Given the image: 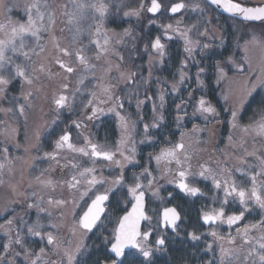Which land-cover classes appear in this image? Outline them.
Here are the masks:
<instances>
[{"label": "snow or ice", "instance_id": "obj_1", "mask_svg": "<svg viewBox=\"0 0 264 264\" xmlns=\"http://www.w3.org/2000/svg\"><path fill=\"white\" fill-rule=\"evenodd\" d=\"M210 5H215L217 9H222L224 13L229 14L233 20L240 19L242 22H259L260 35L252 34L249 40H245L242 46V50L245 55L242 57V61L247 62L248 67L252 68V61L248 55L250 46L260 49V63L258 65L259 74L255 76V79H251L245 75L239 82L240 86L235 92L229 87V94L224 95V99L227 101L232 99L233 110L231 112L232 127H238L237 117L240 110L248 102L249 98L253 96V93L258 89H264V0L260 3L250 4L246 0H208ZM65 9L64 15L67 18V24L71 27L69 31L72 33V44L78 45L72 51L68 47H61L57 38L52 33V26L55 24V13L50 11V5L48 0H28L23 5L24 19L13 20L10 13L13 11L12 7L5 5L4 0H0V11L4 14V19L0 20V33H3V38H0V98L5 97L8 92L9 86L13 83V80L19 78L21 83L20 97L24 103L18 104L16 111L20 116H23L25 122H27V116L25 115L26 109H31L33 105V98L36 93L42 90L41 87H35L36 82L39 80L37 72L45 73L50 81L58 83L59 87L54 91L52 95V103L55 105V109L59 112L60 109L67 108L72 109V103L75 100L76 93L80 91L77 87L69 95V83L68 76L76 72V68L71 66L68 62L61 58L74 57L78 64L83 67V71H93L96 65L90 63V58L84 54V47L80 45V38L85 31L90 36L89 43L96 49L95 59L100 60L105 58L107 67L104 69L105 75L110 73L113 68L119 71L120 65L113 64L111 60L107 59L110 53L114 52L113 37H116V43L121 42V36H131V29L126 28L123 33H116L115 30H110L105 26V22L110 14V5L105 0H71V9L68 5H62ZM191 9L198 11L202 15L207 11L201 3H185L184 0L179 2L165 4L162 0H150V5L145 6L143 0L139 4L138 8H133L123 13L124 16H135L139 18L142 12H147L152 15L169 13L172 15L181 14L182 10ZM206 22L210 24L211 18L206 17ZM86 20H90L91 23L88 28L82 27ZM157 23L156 20H149V24ZM162 29L161 35H156L149 44L144 45L145 52L149 48L155 53V57L149 55V78H151V64L153 59L158 63H163L165 56L167 55V45L162 42L163 39L168 41L178 38L183 41V50L188 57L195 60L194 53L197 49L203 51L210 47L208 44H201L200 40L193 39L192 33L197 29V24H184L183 19H177L174 23L160 24ZM208 28L205 27L203 32L199 35L207 36ZM44 34H47L56 50L58 55L53 57L54 63L63 70L64 75L61 76L59 72L51 71L50 67H47L44 63H41L38 68L33 67L31 71L21 63H15L13 59L8 55L9 51L13 54L19 53L25 60H31L29 51H25L27 47L26 39L34 38L36 46L39 47L40 52H44L45 48L40 44V41L44 39ZM223 37H221V46L223 45ZM240 45H238L239 47ZM30 51L39 55L35 48ZM115 55L122 61L123 56L118 52ZM181 66L178 69L179 79L177 82L171 83L170 87L173 92H179V85L183 84L186 79H190L187 72L184 69L188 66L189 61L187 59L182 60ZM199 64V61H196ZM224 64L233 65L238 71H244V63L237 62L233 56H228L224 61L217 60L215 62V68L217 72L216 82L220 83L221 80L229 81L228 73L225 70ZM206 71L201 67L196 72V79L200 85L204 84V81L200 79L201 75ZM256 71V69H252ZM8 72V75L4 73ZM94 76V71H93ZM120 79L132 81L136 76L134 72H120ZM86 77L81 74L78 77V83L83 84ZM102 79V78H101ZM25 86H28L25 88ZM100 88L103 99L97 95L96 92H91V99L87 104L90 107L91 114L86 118L92 121L94 118H98L99 115L105 114V108L100 105H108L112 101L110 107L107 108V112L114 113L118 118L119 126L121 128V137L117 142V145L113 149L104 144H98L93 140L85 136L82 146H78L72 142V135L70 132H65L55 141V150L52 152H45L44 156L51 160H57L61 150L78 154L82 158H87L91 162L89 167H81L78 163H72L71 167L74 169V174L70 179L63 181L68 189L72 191L73 196L68 199H52L49 198L47 203L55 207H68L70 205V213L73 217V225L71 232L73 236L79 234V239L75 242L62 240L59 235H54L53 232H42L45 227L41 223L39 215L37 220L28 224L21 217L20 222L27 228V234L35 237H40L46 244L52 246L53 253L57 256L56 260H48L46 249L41 247L38 252H33L31 248H28L24 242V238L21 236L20 231H16L15 239L12 238L13 231V219H8L6 224H0V229H3L8 234V242L4 244V255L10 254V250H13L14 245H19L23 250L24 259L27 264H84L83 257L90 251L89 246L86 243V239L89 233L94 230L101 233L103 236L102 242L109 246V256L104 260H95L94 264H153V256L157 250H166V239L164 235H157L156 239L152 241L150 238L159 232L166 230H172L177 232L182 220L181 211L178 210L180 205L174 206H158L157 208L148 209L146 202V193H151V196L161 202L163 205L165 197L160 196L161 185L160 180H166L169 184H175L177 188L188 196L204 195L201 188L195 186L190 182V179H194L196 176L202 177L206 180L210 179L215 189L223 191V198L220 201L219 207L209 208L207 211H202L201 219L207 225H227L230 229L232 226L235 228L236 235L233 236L231 232L227 236L219 234L213 229L209 235L215 240H219V264H234V262L243 261V264H264V216L257 222L244 223L240 226V222L245 219V213H250V205H254L259 208L261 212H264V154L257 155V149L253 147L252 151L247 148L244 149V155L237 157L239 166L237 167H219V170H213L206 164L199 165V172L193 173V165L191 163L192 153L195 151L191 148V143L187 146L185 144V137L198 134L202 131L197 125H193L191 132H181L179 142L172 143L167 142V146L161 147L156 154L149 153V160H154L156 168L159 170V176L153 175L150 168L144 167L139 173H133L131 176V183L127 182L125 178V168L127 165L136 161V147L135 141L132 139V132L135 130V121H131L127 116L122 115L117 109L123 108V102L119 97H114L112 94L111 84H100ZM18 99V97H13ZM151 100V97H146ZM188 99H193L192 93L188 94ZM159 108L164 109L165 106V89L163 86L159 88L158 94ZM145 101L138 100L137 108L140 107ZM186 103L185 100H181L180 104H177V112L184 111L182 105ZM264 104V101H262ZM194 111L192 113L195 116L200 113L207 120L209 115H218L216 108L213 104L207 100L204 96H200L193 105ZM156 102H152L153 111V123L151 125L145 123L143 125L145 140H151L148 136L149 127H159L156 121H163V112H157ZM0 112L12 113V108H0ZM186 114V113H185ZM259 118L253 120L252 123L242 127V132L245 136H250L253 141L264 140V107L258 109ZM142 119V117H141ZM177 121L183 119L182 116L177 115ZM55 121H53L54 123ZM0 123H3L0 121ZM73 124L80 128L82 124L73 121ZM7 132L8 130L5 129ZM16 129H11L12 136L14 138ZM36 139L39 140V130L35 133ZM229 141L232 142V137L229 136ZM144 141H141L143 143ZM197 143L199 141H196ZM245 141L241 139L240 146L243 147ZM129 144L131 147H129ZM19 147V145H17ZM31 147H36L32 145ZM264 148V145L261 146ZM25 152L29 151V148L24 149ZM4 158L0 160V176L3 175L5 169L9 173L14 171V167L17 161H21L24 164H28V160L23 157L10 158L8 156V149H3ZM246 157L254 158L257 163L250 164ZM31 159H35L32 157ZM102 159L105 162V166L112 170L113 167L117 170V175L114 177L98 176V171L104 169H98L96 167L97 160ZM217 165H221L222 162L217 160ZM175 165V167H173ZM67 167V165H64ZM47 171V170H45ZM233 171L241 173L247 177V181L250 187H244L237 183L233 178ZM23 173H21V176ZM44 173L40 176H36L35 182L41 185L43 188L55 189L57 184L52 179L42 178ZM146 181V183L144 182ZM3 179H0V185H3ZM107 185V187H105ZM32 184L29 183V188ZM9 194L11 199L8 200L9 204L17 203L16 196H25L26 193L18 191V185H8ZM103 189L102 191L100 189ZM119 193L115 200V207L123 212L122 215H114L113 202L110 197ZM91 194V195H90ZM32 197H37L36 192H31ZM169 197H172L171 192L168 193ZM87 197V199H85ZM232 201L238 202L241 210L238 212H226V207L230 203L229 198ZM174 198V197H173ZM38 199L43 201L44 197L39 196ZM216 197H213L215 201ZM83 201V204H81ZM37 208L39 212H47V209L40 208L38 204H28V208ZM5 207L4 211H7ZM151 211L153 215H149ZM51 216V213H47ZM64 213H61V217ZM107 224H112L113 227L110 230V235H103L104 231H107ZM54 230L58 229V225H50ZM255 233V234H254ZM178 234V233H177ZM191 240L199 241L200 235H197L195 231L189 233ZM240 238L241 244L236 246V239ZM228 245L227 247L225 245ZM213 244H207L206 250L211 251ZM4 255H0V262L4 261ZM20 255V253H16ZM7 264H14V262H7ZM205 264H216L214 259H209Z\"/></svg>", "mask_w": 264, "mask_h": 264}, {"label": "flooded vegetation", "instance_id": "obj_2", "mask_svg": "<svg viewBox=\"0 0 264 264\" xmlns=\"http://www.w3.org/2000/svg\"><path fill=\"white\" fill-rule=\"evenodd\" d=\"M140 1V0H139ZM205 1V0H204ZM150 5V0H147ZM174 2H179L174 1ZM172 2V3H174ZM186 2V1H184ZM206 2V1H205ZM250 4H257V2H252L250 0L246 1ZM207 3V2H206ZM260 3V2H259ZM208 4V3H207ZM63 5V4H62ZM60 5V15L59 21L60 23L65 21L66 16L64 15L65 9ZM148 5V6H149ZM209 5V4H208ZM147 7V6H146ZM214 9V8H213ZM215 10V9H214ZM184 11V10H183ZM182 11V12H183ZM212 11V10H211ZM217 11V10H216ZM218 12V11H217ZM212 14L214 12L212 11ZM144 15V16H143ZM179 14L170 15L169 13L163 14H156L152 15L145 11V13H141V16L136 19H128L126 20L124 17H120L121 21L119 22L117 17H110L108 16L107 23L105 22L106 27H114V29L119 30L121 23L130 21L134 27L131 29V33L133 29H136L137 37L135 38V43L129 42L127 39L125 41L124 38L121 39L120 43H116V39L113 40V47L114 52L110 53L107 59L111 60L113 64H119L120 68L119 71L115 68L105 75L104 69L107 67V63L105 58H101L100 60L95 59V47L88 42L90 40V36L83 33L80 38V45L86 46L84 47V54L90 58V63L96 65L94 71H88L87 74L83 71V67L78 64V61L74 57H65L61 56L66 62H68L71 66L76 68V72L68 76V83H69V95L72 91H74L77 87L81 88L82 84L78 83V77L83 74L86 79L84 83L88 84V90L85 95L80 98V91L76 93L75 100L72 103V109L68 110L67 108L60 109L59 112L56 111L55 105L52 103V95H47L45 98L46 107L40 109L42 112L39 114V109L37 110V114H39L41 119L47 121V125L42 129L41 133L39 134V140L36 139V147L32 150V155L37 157L33 168H30L31 175L40 176L43 172L44 175L48 174V178L56 179L57 180V187L55 192L57 193L55 199H60L64 194L65 196L69 195L70 199L73 196L71 190L68 189L66 184H63V181L70 179L71 175L74 174V169L71 167V163H78L81 167H89L91 166V162L87 158H82L78 154H74L68 152L66 150H61L60 155L57 157L56 160H51L48 157L44 156L45 152H52L55 150V141L59 139L61 135L65 132H70L72 135V142L78 146H82L84 143V137H90L93 142L98 144H104L113 149L117 145L121 137V128L119 126L118 118L115 116L114 113L107 112V108L111 106L112 101L108 105H100L101 107L105 108V114L99 115L98 118H94L92 121H89L86 117L91 114L90 107L87 106L82 108L83 102L81 99H85L87 102L91 99L90 93L96 92L98 96L102 99L103 94L98 87L100 84H111L114 87L112 88V94L114 97H119L120 100L123 102V108L117 109L121 112L122 115L127 116L131 121H135V130L132 132V139L136 142V161L132 164L127 165L125 168V178L127 182L131 183V176L133 173H139L143 170L144 167H148L152 170L153 175L159 176L160 172L156 168V164L154 160H149L148 154L153 153L156 154L159 152L161 147L167 146V142L170 140L172 143H176V138H179V135L176 138H171L173 134H175L174 129L176 128L174 120V115L172 112H169V108L166 109L167 113H163L164 120L163 121H156L159 124V127L153 128L149 127L148 136H150L151 140H145V133L143 129V125L145 123L151 125L153 123V111H152V102H156L157 104V112H161L159 108V70H158V62L153 59L151 64V78H149V55L155 57V53L151 48L148 49L147 52L144 50V45L149 44V42L154 39L156 35H161L162 29L159 27L160 24H166L173 22L177 18ZM219 16H216L217 22L216 25L210 22L211 27L217 29L218 33L216 38H212L215 41H212L211 38L208 36H201L200 42L201 44H208L210 45L209 48L204 49L201 51L197 49L194 53L195 60H192L190 57L186 55L183 50V41L174 38L171 41L163 39L167 47V56L171 63L175 66L180 63L182 57L186 58L189 63L188 66L185 68L188 76L190 79H186L184 82V88L179 90V92H173L170 90L168 92L169 98V107L176 106L180 104V99L185 100L186 103L184 106V115H186L189 119V122L184 124V131L191 132L193 125H197L204 131L200 132L199 138L200 139H189L188 141L185 139L186 146L191 143V148L194 149L192 153V160L191 163L193 165L192 171L193 173L199 172V165L206 164L208 167L212 168L213 170L218 171L219 167H237L239 166L238 161L235 164H232L230 158V154L228 151L229 146V136L232 137V141L235 137V132L241 135V129L243 126L248 125L253 122V120L258 119V109L264 107L262 101H264V89H258L257 92L253 93V96L249 98L248 102L245 103L244 107L240 110L237 117V125L238 127H232V117L231 112L233 110V101L230 97L229 100L224 99L225 94H229V87L233 89V92L238 90L240 84V80L245 76H249L251 79H255V76L259 74L258 65L260 63V56L254 57L251 52L248 55L252 61V68L248 67L247 62L242 61V57L245 53L242 51L241 45L246 40L244 35H248V32L241 31L239 25H243L242 28L245 26H252V27H260L259 22H242L241 20H233L230 16L224 15L218 12ZM191 17V16H190ZM189 17V18H190ZM212 17V16H211ZM149 20H156L157 23L149 24ZM188 21H192L191 18ZM107 24V25H106ZM204 24V23H203ZM209 23L205 22L206 26H203V30L205 27L210 28L207 26ZM238 26V27H237ZM68 25L59 26V44L61 47H68L70 51H72L78 45H73L68 35H64L66 32ZM244 30V28H243ZM241 32L244 34H241ZM145 35V36H144ZM146 37V38H145ZM221 37H223V45L221 46ZM66 38V40H65ZM137 40V41H136ZM66 41V44H65ZM238 45H240L238 47ZM118 52L121 56H123V60L121 61L115 53ZM254 54V53H253ZM58 55L55 51L51 57L52 66H50L51 71L59 72L61 76L64 75L63 70L59 68L58 65L54 63L53 57ZM228 56H233L237 62H243L245 67L244 71L240 72L237 68L233 65L224 64L222 66L225 67V70L228 73V77L230 78L229 81L221 80L220 83L216 82L217 72L215 68V62L217 60L224 61ZM185 60V59H184ZM196 61L200 63L197 64ZM205 68L206 71L201 75L200 79L204 81L203 85H200L196 79V72L199 68ZM252 69H256V71H252ZM134 72L136 76L132 81H125L120 79L119 73L120 72ZM174 72V69L172 70ZM166 79L169 81H178L179 75L171 74V71L168 74H165ZM102 78V79H101ZM83 83V84H84ZM55 84L59 87L58 83ZM47 86V85H46ZM192 93L193 99H188V94ZM200 96H204L207 100H209L213 106L216 108L218 115H209L208 119L205 120L204 116L200 113H197L198 117H194L192 115L194 108L193 105L195 104L196 100ZM146 97H151V100L146 99ZM143 100L145 101L143 104L137 108V101ZM84 102V103H85ZM165 110V109H164ZM171 110L173 111L174 108L172 107ZM17 112V111H16ZM186 113V114H185ZM14 114V113H13ZM19 115V113L17 112ZM16 115V114H14ZM20 116V115H19ZM21 117V116H20ZM142 117V119H141ZM193 117V118H192ZM37 120L38 116L32 114L31 117L27 118L29 131L26 129L25 133L19 134V140H16V144L21 146L22 142L27 140L31 136V130L37 127ZM9 121V120H8ZM53 121H55L53 123ZM73 121L82 124V127L77 128ZM10 122V121H9ZM26 122V123H27ZM26 125V124H25ZM24 125V126H25ZM21 129L19 128V131ZM64 131V132H63ZM207 132H211L212 134V141L213 143L209 145L210 150L205 152L206 149V142L209 139ZM245 135V134H244ZM169 136V137H168ZM168 137V138H164ZM188 136H186L187 138ZM237 137V136H236ZM250 143L253 147L257 149V155L264 154V148L261 146L264 145V140H256L255 142L250 136H247ZM196 142L195 145L194 141ZM141 141H144L141 143ZM14 147V146H13ZM9 147L8 153L11 151L18 152V147ZM129 147L131 145L129 144ZM253 147L250 151L253 150ZM199 148V149H198ZM239 152V150H238ZM1 156V152H0ZM248 163L256 164L257 161L254 158L246 157ZM219 160L222 162L221 165H217L216 161ZM234 161V160H233ZM67 165V167H64ZM96 167L98 169H104L102 172L98 171L97 175H103L104 177H114L117 175V170L113 167L112 170H109L105 166V162L100 159L97 160ZM175 167V165H173ZM47 170V171H45ZM233 178L237 181L238 184L244 187H250V184L247 181V177L242 175L241 173L233 171L232 173ZM190 182L193 183L195 186L201 188L204 195H197V196H188L181 192L175 184H167L165 192H171L173 194L172 197L167 196L165 204L160 205L156 202L151 201V197L149 193H146V200H147V208H157L158 206H174L180 205L178 210L181 211L182 220L180 222V227L177 229V232H173L172 230H166L164 232L155 233L150 239L154 241L157 235H164L166 239V250H157L154 253L152 259H154L158 255H164L169 248H172L176 245L179 238L181 237V225L182 223L186 224L185 234H187L188 238L191 240L189 233L195 231L197 235L201 236L199 241H193L196 246H202L201 251L203 252V256L207 255L206 245L213 244V249L211 250L214 254L212 258L216 257V253L219 252V240H215L209 233L215 229L219 234L227 236L229 232L233 236L236 235L235 228L237 226H232L230 229L227 225H214L209 226L203 222L201 219L202 211H207L209 208L212 207H219L220 201L223 198V191L222 189L217 190L215 189L212 181L210 179L206 180L202 177L196 176L194 179H190ZM59 184L61 187H59ZM107 187V185H105ZM60 188V190H59ZM52 189V191H54ZM103 190L102 188L100 189ZM91 195V194H90ZM119 193L110 197V200L113 202V212L114 215H122L123 212L115 207V200ZM49 196L44 197L46 199ZM174 197V198H173ZM213 197H216L215 201ZM53 198V197H51ZM87 199V197L85 198ZM230 203L226 207V212L230 214L231 212H238L241 210L240 205L238 202L232 201V198H229ZM83 204V202H82ZM251 212L245 213V219L240 222V226L244 223L249 222H257L259 221L262 216H264V212L254 205H250ZM150 211L148 212V214ZM12 215V212H8L6 216ZM150 215V214H149ZM0 218V220H4L6 218ZM0 221V222H1ZM112 224H108L107 229L112 228ZM96 230L92 233L88 234L89 239L94 236ZM108 230L107 233H109ZM178 233V234H177ZM255 234V233H254ZM101 237V236H97ZM39 238V237H38ZM36 239L38 244H36L37 248H41L45 244L40 243V238ZM28 240V239H27ZM101 240V239H100ZM37 243V242H36ZM241 244V240L239 237L236 239V246ZM228 246L227 244L225 245ZM35 247V246H34ZM36 248V249H37ZM109 246H107L108 251ZM109 253V251H108ZM209 255V254H208ZM147 264V262H145Z\"/></svg>", "mask_w": 264, "mask_h": 264}, {"label": "rangeland", "instance_id": "obj_3", "mask_svg": "<svg viewBox=\"0 0 264 264\" xmlns=\"http://www.w3.org/2000/svg\"><path fill=\"white\" fill-rule=\"evenodd\" d=\"M247 1V0H246ZM252 2H261V0H250ZM28 2V0H4V3L6 6L8 7H12L13 11L10 13V16L13 20H23L24 19V12H23V5ZM106 3H108L110 5V14H109V18L111 17H117L119 22L121 21L120 17H124L126 20L128 19H136L137 17L135 16H124L123 13L125 11H128L130 9L133 8H138L139 4L141 3V0H105ZM145 6H148L149 3L147 2V0H143ZM194 2H198L201 3L200 0H188V2L185 3H194ZM48 3L50 5V11H53L55 13V24L52 26V33L55 35V37L57 38L58 42H59V26L62 27V25L67 24V18L65 19V21L63 20V22L60 23L59 21V15H60V5H68L69 10L71 9V0H48ZM202 4V3H201ZM202 6L204 8H206L203 4ZM207 9V8H206ZM143 14L145 12H142ZM193 15L192 21H188L189 17ZM144 16V15H143ZM212 16V17H211ZM206 17H210L212 22L216 25V18L214 16V14H212V11L207 9V11L202 15L200 12L198 11H193L191 9H187L184 10L181 14H179L177 16V19H183L184 24L186 25H190V24H197V29L193 31L192 36L193 39H198L200 40L201 35H199L200 32H203V26L205 25L206 22ZM4 19V14L2 13V11H0V20ZM108 20V19H107ZM106 20V23H107ZM121 23V26L119 28V30H115L114 27H107L110 30H115L116 33H123V30L126 28H130L132 29L134 27L133 24H131L130 21H126ZM175 20H173L172 23L175 22ZM109 21V20H108ZM91 23L90 20H86L82 27L87 29L88 25ZM204 23V24H203ZM68 25V24H67ZM107 25V24H106ZM207 26L211 27L210 24H208ZM243 25H239V28L241 31L244 32H248V35H244L246 40H249L251 38V35L254 33L256 35H260V27L258 26H254V27H250V26H244V30L242 28ZM71 26L68 25L66 32H64V35H68V38L70 40V42L72 43V33L69 31V28ZM238 27V26H237ZM209 30V28H208ZM244 32L241 34H244ZM84 34L89 35L87 31L84 32ZM136 33V29H133V32L131 33V36H121V39L124 38L125 41L126 39L131 42V43H135V38L137 37ZM219 34L217 29L214 28L213 26L210 28V30L208 31V38H211L212 41H215L212 38H216V35ZM145 36V35H144ZM0 38H3V33H0ZM146 38V37H145ZM117 39L116 37H113V40ZM66 40V38H65ZM137 41V40H136ZM89 42V39H88ZM26 44L27 47L25 48V51H29V55L31 56V60H25V58L20 55L19 53L13 54L11 51H9L8 55L13 59V61L15 63H21L24 64L29 71H31V69L33 67L38 68L39 65L41 63H44L47 67L52 66L51 63V57L52 54L55 53V49L53 48V45L50 41V38L47 34H44V39H42L40 41V44L44 46L45 51L44 52H40L39 47L36 46V42L34 40V38H27L26 39ZM66 44V41H65ZM243 44L241 45L242 48ZM35 48L36 52L39 53V55H35L33 54L30 49ZM243 51V50H242ZM251 54L256 58L259 57L261 52L259 48L256 47H252L250 46V51ZM254 53V54H253ZM167 56V55H166ZM164 59V62L158 63V70H159V88L160 86H163L165 89V106L164 109L161 110L163 113H167L166 109L169 108V112H172V115H174V120L173 122L176 125V128L174 129L175 134H173V136H171V138H176L179 135V138H176V141L180 140V134L181 132H185L184 131V124L189 122V119L186 115H184V111L181 112H177L176 107L175 106H171L169 107L168 103H169V98H168V92H170L171 87L170 84L174 83L173 81H169L166 79L165 74H168L171 71V74H178V69L181 66V63H179L178 65H176L174 68L173 64L171 63V61L169 60V58ZM186 58L182 57L180 62L182 60H184ZM174 69V72H172V70ZM184 71L186 72V70L184 69ZM5 75H8V72L4 73ZM39 76V80L36 82L35 87H41L42 86V90L38 93L35 94L34 98H33V107L31 109H26L25 115L28 117H31L32 114H35V116H38V120H37V127H35L34 129L31 130V136L25 140L24 142H22L21 146H19V153L18 152H10L8 153V156L10 158H16V157H23L25 160H28V164H24L21 161H17L14 167V171L12 173H9L7 171V169L4 170L3 175L0 176V179H3L4 184L0 185V218H3L4 216H6V214H8V212H12V215L10 216H6V218L4 220H2L0 222V224H6V221L8 219H13L14 220V224H13V231H12V238L15 239V234L16 231H20L21 236L24 238V242L26 244V246L28 248H31L33 250V252H38L40 247L37 248L36 244H38V241L36 240L38 237L35 236H31L29 234H27V228L24 224H22L20 222L21 217L23 218L24 221H27V223L30 225L32 223H34L37 220V216L39 215L40 221L41 223H43L45 225V227L42 229V232H53L54 235H59L61 237L62 240L65 241H73L75 242L77 239H79V234H77L76 236L72 235L71 232V228L73 225V217L70 213V205L68 207H55V206H51L47 203L48 199L53 197L52 199L55 200L56 196V192L55 190L52 191L51 188H43L41 185L37 184L35 182V177L38 175H31L30 173V168H33L34 163L37 159V157H35V159H31L32 157H34L32 155V150L35 147H31L32 145H36V136L35 133L37 132V130H39V134L41 133L42 129H44V127L47 125V121L45 122V120L41 119V117H39L40 113L43 111H41L40 109H43L46 107V101L45 98L47 95H50L51 93H54V91L58 88V86L55 84V81H50L48 79V77L46 76L45 73H40L37 72L36 73ZM87 74V72H86ZM177 82V81H175ZM21 81L19 80V78L13 80V83L9 86L8 92L6 93L5 97L0 98V108H12L13 112L12 113H6V112H0V121H2L3 123H0V152H1V156H0V160H3L4 158V153H3V149L9 148V147H17L16 144V140H19V134H22L23 132L25 133L26 129H29V126L27 125L28 122H25V119L23 116H19L16 112V108L18 104L24 103L22 98L20 97V90H21ZM47 85V86H46ZM28 86H25V88H27ZM180 90H182V88H184V83L179 85ZM88 90V84L84 83L82 84L81 88H80V98L86 94ZM233 91V89H232ZM13 97H18V99H13ZM83 102L80 101V103H82L83 107L85 108L87 106V102H85V99H81ZM85 102V103H84ZM180 103H181V99H180ZM174 108V110L172 111L171 108ZM183 109L184 106L182 105ZM73 108V107H72ZM39 109V110H38ZM37 110L39 111V114H37ZM16 115H14V114ZM177 115H180L183 117L182 120L177 121L176 117ZM194 117H198V115H195ZM193 118V117H192ZM10 122H9V121ZM26 124V125H25ZM25 125V126H24ZM15 128L16 134L13 138L12 133H11V129ZM19 128L21 129L19 131ZM5 129H7L8 131L6 132ZM29 131V130H28ZM64 132V131H63ZM199 134V133H198ZM208 135V140L206 142V149L205 152H208L210 150L209 145L213 143L212 141V134L211 132H207ZM237 136V137H236ZM169 137V136H168ZM168 137H164V138H168ZM243 138V140L245 141V143L243 144V147L240 146V142L241 139ZM185 139L188 141L189 139H200L199 135H191L188 136L187 138L185 137ZM187 143V142H186ZM185 143V144H186ZM196 140L194 141L195 145ZM252 144L250 143L249 139L247 136L244 135V133L241 131V135L238 134L237 132H235V137L234 140L232 142H229V146H228V153L230 154V158H233V160L231 159L232 164H235V162H237L238 160L236 159L237 157L243 156L244 155V149L247 148L249 151L252 149ZM25 148H29L28 152H25L24 149ZM199 149V148H198ZM239 150V152H238ZM247 159V158H246ZM21 173H23V175L21 176ZM42 178H47V179H51L48 178V174L43 175ZM54 182H56V184L58 183L56 179H52ZM31 182L32 186L31 188H29V183ZM146 183V181H144ZM18 185V191L22 192V193H26L25 196H16L15 199L17 200V203L15 204H9L8 200L11 199V195L9 194V188L8 185ZM159 184L161 185V189H160V196L161 197H165L167 198V193L165 192L166 189V185L168 184L166 180H160ZM57 187V186H56ZM59 187L60 184H59ZM56 189V188H55ZM60 190V188H59ZM36 192L37 193V197H32L31 196V192ZM150 197L152 198L151 201L156 202L158 204L161 205V202L156 200L154 197L151 196V193L149 192ZM39 196H49L46 199H43V201H40L38 199ZM60 199H68L70 200V196L67 195L65 196V194L60 198ZM166 201V199H165ZM165 201L163 204H165ZM83 201H81L82 204ZM28 204H38L40 208H44L47 209V212H39L37 208L33 207V208H28ZM5 207H7V211H4ZM48 212L51 213V216H48ZM64 213V216L61 217V213ZM150 215H153V213L150 211L149 213ZM51 224H56L58 225V229L54 230L50 225ZM108 226V224H107ZM108 230H111L108 229ZM108 230L106 231V233H104V236L106 235H110V232H108ZM0 234L1 236H3L6 239V243L8 242V234L5 233V231L3 229H0ZM101 235L100 232L95 231L94 236L91 237V239H89V237L87 236L86 239V243L89 246V249L92 247L93 244H95V240L99 239V236ZM40 238V237H39ZM38 238V239H39ZM28 239V240H27ZM103 239V236H102ZM40 243L43 245L45 244L44 240H41L40 238ZM37 242V243H36ZM35 246V247H34ZM46 249L47 252V256L45 257L46 259L52 261V260H56L57 256L53 253L52 251V246L51 245H44L42 246ZM37 248V249H36ZM207 255L202 256L200 255H196L191 261L183 263V264H205L206 261H208L209 259H214L216 261V264H219V252L216 253V257L212 258L214 256L212 251H208L207 250ZM16 253H20V255H16ZM209 254V255H208ZM2 255H4V252L2 253ZM14 262V264H27V262L24 259V255H23V250L19 245H14L13 246V250H10V254L8 255H4V261L0 262V264H7V262ZM146 264V263H145ZM234 264H243V261L240 262H234Z\"/></svg>", "mask_w": 264, "mask_h": 264}, {"label": "trees", "instance_id": "obj_4", "mask_svg": "<svg viewBox=\"0 0 264 264\" xmlns=\"http://www.w3.org/2000/svg\"><path fill=\"white\" fill-rule=\"evenodd\" d=\"M174 1L178 0H162L163 3L168 4L172 3ZM188 2V0H184ZM201 3L209 10H212L216 16L218 15V12L214 10L210 5H208L204 0H200ZM215 16V18H216ZM191 20L193 18V15H191ZM189 18V19H190ZM218 19H216L217 21ZM1 221V220H0ZM185 228L186 224L182 223L181 225V237L179 238L178 242L176 243L175 246L172 248H169L167 252L164 255H158L153 259V264H183L186 262L191 261L196 255H202L203 252L201 251L202 246H196L192 240H190L185 234ZM106 233V231H104ZM103 233V235H104ZM100 239L95 240V244L92 245L90 248V251L83 257L84 264H94V261L99 259V260H104L108 258L109 253L107 251V246L102 242V235ZM6 244V239L1 236L0 234V255L4 252L3 250V245Z\"/></svg>", "mask_w": 264, "mask_h": 264}, {"label": "water", "instance_id": "obj_5", "mask_svg": "<svg viewBox=\"0 0 264 264\" xmlns=\"http://www.w3.org/2000/svg\"><path fill=\"white\" fill-rule=\"evenodd\" d=\"M205 1L210 5V3L208 2V0H205ZM210 6H211L212 8H214L215 10H217L218 12H220V13H222V14H224V15L229 16V14L224 13V12L222 11V9H217L215 5H210ZM182 11H183V10H182ZM170 15H172V14H170ZM238 20H240V19H238ZM146 202H147V200H146Z\"/></svg>", "mask_w": 264, "mask_h": 264}]
</instances>
